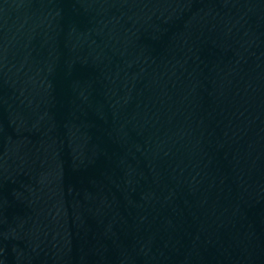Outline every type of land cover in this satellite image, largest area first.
<instances>
[{"label": "water", "instance_id": "obj_1", "mask_svg": "<svg viewBox=\"0 0 264 264\" xmlns=\"http://www.w3.org/2000/svg\"><path fill=\"white\" fill-rule=\"evenodd\" d=\"M0 264H264V0H0Z\"/></svg>", "mask_w": 264, "mask_h": 264}]
</instances>
